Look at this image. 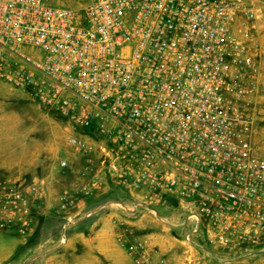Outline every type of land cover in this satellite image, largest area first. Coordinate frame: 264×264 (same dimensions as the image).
Instances as JSON below:
<instances>
[{
  "label": "built area",
  "instance_id": "obj_1",
  "mask_svg": "<svg viewBox=\"0 0 264 264\" xmlns=\"http://www.w3.org/2000/svg\"><path fill=\"white\" fill-rule=\"evenodd\" d=\"M263 14L264 0H0V80L93 136L70 138L93 153V179L56 204L60 246L81 197L112 184L124 195L111 203L134 218L173 208L191 254L264 256V157L248 113ZM35 191L0 184V230L30 236L46 198ZM118 242L138 264H171Z\"/></svg>",
  "mask_w": 264,
  "mask_h": 264
},
{
  "label": "rangeland",
  "instance_id": "obj_2",
  "mask_svg": "<svg viewBox=\"0 0 264 264\" xmlns=\"http://www.w3.org/2000/svg\"><path fill=\"white\" fill-rule=\"evenodd\" d=\"M257 28L262 81L256 96L252 99L248 113L253 121L250 129L251 143L264 157V14L260 16ZM72 137H86L93 143L92 135L76 128L57 112L49 110L33 101L24 92L13 89L0 80V184L15 186L27 192L44 190L46 198L41 197L42 201L34 210V215H37L46 205L50 208L57 206L59 198L66 191L92 184L93 174L84 173L83 175V170L89 166L84 164L87 162V157L93 156V153L90 155L78 153L70 143ZM62 161L67 162L64 168L61 167ZM105 190L118 193L119 198L124 195L112 184L105 186L100 194H103ZM92 199L93 196L81 197L72 210L71 215L76 220L70 229V236L76 231V227L84 231L88 230L86 234L90 233L86 219H81L83 214H76L81 206ZM168 201L171 199L168 198ZM158 211L160 219L149 212L136 217H144L147 221L148 226L144 227L145 231L168 232L170 218H177L174 210L168 207ZM59 226L60 224L55 225L50 230L55 236L51 243L55 248L51 251L52 256L69 255L65 260L69 264H109L105 258L93 257V251L82 241L76 242L71 252L74 254H66L64 250L69 242L60 246L56 239ZM32 241L34 240L30 236L23 238L16 230H0V264H47L43 251L33 250ZM37 241L41 243L40 240ZM117 244L121 247L119 242ZM125 251L123 257L119 255L115 258L117 264L122 261H127V264H138L133 254L129 250ZM251 261L255 264H264V256L256 257Z\"/></svg>",
  "mask_w": 264,
  "mask_h": 264
},
{
  "label": "crops",
  "instance_id": "obj_3",
  "mask_svg": "<svg viewBox=\"0 0 264 264\" xmlns=\"http://www.w3.org/2000/svg\"><path fill=\"white\" fill-rule=\"evenodd\" d=\"M87 158L86 163L88 164L85 163L84 166L89 165L87 170H91V174H93V156ZM98 161L100 160L95 158L94 164L100 166ZM81 168L83 169V166ZM119 197L118 193L105 190L103 194L97 193L91 201L80 207V211L76 215H79V213L83 214L81 219H86V223L90 227V233H87V235L86 232L88 230L84 231L76 227V231L69 237V244L64 250L66 254H74L71 252L75 248L76 242L82 241L93 251V257H97V259L105 258L109 264H117L115 258H118L117 256L119 255L123 257L126 252L125 250H127L117 244L118 239L123 237L129 242H144L154 251V257H160L171 264H196L197 260L200 261V264H221L212 258H204V256L189 253L187 245L182 238V232L184 231L175 228L171 222H168L170 226L167 230L168 232L145 231L144 227L148 226V223L144 217L134 218L111 203L114 200L120 199ZM171 202L173 203L174 200L171 199ZM170 210H173V208L170 207ZM34 217L35 226L33 232L30 234V238L34 240L32 241L33 250L43 251L44 256L47 258V264H69L65 262L69 255L66 257L51 255V251L55 249L51 244L55 236L51 234L50 230L61 222L56 206L50 208L46 205ZM172 220L173 217L170 218V221ZM37 240H40L41 243H37ZM252 259L255 258H247L236 264L243 262L244 264H255L252 263ZM120 264H127V261H122Z\"/></svg>",
  "mask_w": 264,
  "mask_h": 264
}]
</instances>
